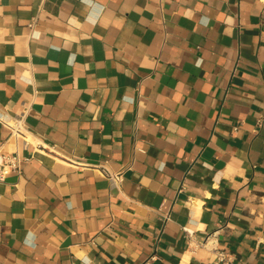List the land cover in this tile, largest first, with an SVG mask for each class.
I'll list each match as a JSON object with an SVG mask.
<instances>
[{
  "label": "crops",
  "instance_id": "crops-1",
  "mask_svg": "<svg viewBox=\"0 0 264 264\" xmlns=\"http://www.w3.org/2000/svg\"><path fill=\"white\" fill-rule=\"evenodd\" d=\"M26 110L0 264H264V0H0Z\"/></svg>",
  "mask_w": 264,
  "mask_h": 264
},
{
  "label": "built area",
  "instance_id": "built-area-1",
  "mask_svg": "<svg viewBox=\"0 0 264 264\" xmlns=\"http://www.w3.org/2000/svg\"><path fill=\"white\" fill-rule=\"evenodd\" d=\"M28 111H24L20 114H18L13 119H5L3 117H0V123L8 127L11 131V135L16 138L20 139L22 138L26 143L28 142L27 136H26V117H27ZM23 165H24V159L21 157V155L17 152L13 155H2L0 154V182H4L6 180V177L10 173H17L19 176L23 173ZM98 170L107 177L112 184L117 185L119 184L123 179L122 173H112L107 167L105 166H97ZM170 219V214L166 216V220ZM184 231L191 237L192 232L184 228ZM220 261H225L226 257L224 254H220L219 258ZM153 260V258H151ZM150 260V261H151ZM149 262V261H148ZM148 264V263H147Z\"/></svg>",
  "mask_w": 264,
  "mask_h": 264
},
{
  "label": "clouds",
  "instance_id": "clouds-1",
  "mask_svg": "<svg viewBox=\"0 0 264 264\" xmlns=\"http://www.w3.org/2000/svg\"><path fill=\"white\" fill-rule=\"evenodd\" d=\"M32 240H33V234L29 233V236L26 240L27 243H32Z\"/></svg>",
  "mask_w": 264,
  "mask_h": 264
}]
</instances>
